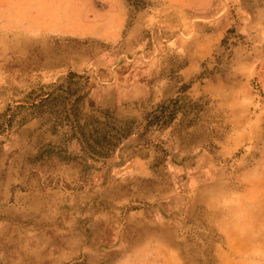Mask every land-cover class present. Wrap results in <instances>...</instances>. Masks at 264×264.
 I'll list each match as a JSON object with an SVG mask.
<instances>
[{"label":"rangeland","instance_id":"1","mask_svg":"<svg viewBox=\"0 0 264 264\" xmlns=\"http://www.w3.org/2000/svg\"><path fill=\"white\" fill-rule=\"evenodd\" d=\"M0 264H264V0H0Z\"/></svg>","mask_w":264,"mask_h":264},{"label":"trees","instance_id":"2","mask_svg":"<svg viewBox=\"0 0 264 264\" xmlns=\"http://www.w3.org/2000/svg\"><path fill=\"white\" fill-rule=\"evenodd\" d=\"M75 75L72 74V77H74ZM71 90H69L68 92H65L66 94L70 95L71 94ZM42 96V95H41ZM59 96L60 95H57V96H54L52 92L48 93L47 95H45L44 98H40V101L39 103H37L36 105H32L36 110H38V112H43L44 109L50 107V105H54V104H57L58 101H59ZM80 100V98L78 97L74 103L72 104L71 106V110L73 112H75L76 110V106L78 104V101ZM75 120L77 121L78 120V113H74L73 114ZM96 142L98 141V139L95 140Z\"/></svg>","mask_w":264,"mask_h":264},{"label":"crops","instance_id":"3","mask_svg":"<svg viewBox=\"0 0 264 264\" xmlns=\"http://www.w3.org/2000/svg\"><path fill=\"white\" fill-rule=\"evenodd\" d=\"M121 18H122V17H121ZM119 27H120V28L123 27V23H122V21H118V22L116 23V29H117L116 32H117V33H119V31H118V30L120 29ZM108 33H109V32L107 31V33H105V34H108Z\"/></svg>","mask_w":264,"mask_h":264}]
</instances>
